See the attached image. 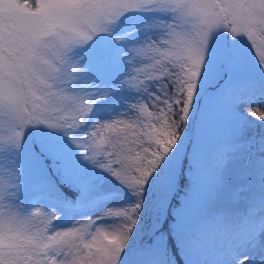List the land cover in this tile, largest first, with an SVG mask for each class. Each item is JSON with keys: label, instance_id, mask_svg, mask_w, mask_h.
<instances>
[{"label": "snow or ice", "instance_id": "6c2138e0", "mask_svg": "<svg viewBox=\"0 0 264 264\" xmlns=\"http://www.w3.org/2000/svg\"><path fill=\"white\" fill-rule=\"evenodd\" d=\"M0 264H264V0H0Z\"/></svg>", "mask_w": 264, "mask_h": 264}, {"label": "rangeland", "instance_id": "374dc122", "mask_svg": "<svg viewBox=\"0 0 264 264\" xmlns=\"http://www.w3.org/2000/svg\"><path fill=\"white\" fill-rule=\"evenodd\" d=\"M205 101H201V104H204ZM247 111V109H244ZM194 127L199 131L200 130V119L197 118L195 121ZM227 134V118L222 115H217L213 113L212 122L205 129L206 139L211 145L215 141L225 138Z\"/></svg>", "mask_w": 264, "mask_h": 264}, {"label": "trees", "instance_id": "16d2710c", "mask_svg": "<svg viewBox=\"0 0 264 264\" xmlns=\"http://www.w3.org/2000/svg\"><path fill=\"white\" fill-rule=\"evenodd\" d=\"M256 131H259V130H256Z\"/></svg>", "mask_w": 264, "mask_h": 264}]
</instances>
